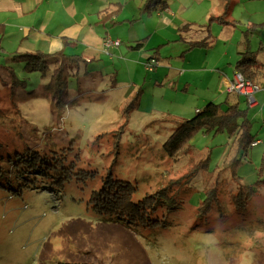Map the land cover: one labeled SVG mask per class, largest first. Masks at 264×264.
Returning a JSON list of instances; mask_svg holds the SVG:
<instances>
[{"label":"rangeland","instance_id":"374dc122","mask_svg":"<svg viewBox=\"0 0 264 264\" xmlns=\"http://www.w3.org/2000/svg\"><path fill=\"white\" fill-rule=\"evenodd\" d=\"M133 1L128 0L134 8ZM219 1L174 0L172 7L180 21L192 23V32L210 23V7ZM108 6L118 11L123 1ZM239 6L233 5V19H239ZM149 17L145 13L143 19ZM219 30L211 24L215 43L209 49L187 50L182 40L159 49L174 56V66L183 61L195 67L201 64L196 57L207 63L242 34L240 28L226 27L225 36H217ZM140 52L143 56L131 52L135 64L129 59V68L125 61L114 58L109 64L102 58L98 66L80 64L68 71L66 104L59 107L44 90L48 75L23 70L24 64H9L23 82L13 87L5 66L13 52L0 51V264H264V181L250 193L246 207L235 208L230 199L236 181L256 186L264 178L260 119L251 123L260 142L240 158L236 180L225 173L234 147L223 132L198 131L190 139L193 149L169 158L162 144L179 119L176 101L193 104L206 93L205 82L186 84L181 77L188 90L181 91V84L175 91L177 74L165 76V62L146 60L150 53ZM152 60L156 64L148 70L146 62ZM131 93L138 101L128 107ZM242 96L244 108L248 102ZM219 98L216 102L226 100ZM204 157L206 165H197ZM115 179L134 187V199L171 183L173 192L180 187L175 193L179 207L164 210L157 217L161 222L151 227L115 222L99 209L103 185ZM205 190L212 191L217 204L199 215Z\"/></svg>","mask_w":264,"mask_h":264},{"label":"crops","instance_id":"0c3cea01","mask_svg":"<svg viewBox=\"0 0 264 264\" xmlns=\"http://www.w3.org/2000/svg\"><path fill=\"white\" fill-rule=\"evenodd\" d=\"M122 1L121 10L115 11L114 7L108 6ZM146 1L134 0L133 8L128 0H0V51L4 53L38 49L44 52H55L72 48V52L80 54L86 60L84 67L87 63L98 66L95 62L97 60L105 62L102 58L111 60L109 64H114V58H116L117 61H125L129 68V59L135 64L131 52L138 50L140 56H143L142 51L140 52L143 50L150 53L145 55L146 60L155 57L159 60V64L166 63L162 66L166 69L165 76H169L170 73L177 74L176 84L172 87L175 91L182 84L178 80L181 77L185 78L186 84L195 80L205 82L204 92L206 93L197 95V100L193 104L185 105L183 99L176 101L178 109L175 114L179 119H174V122L191 117L204 104L210 101L216 102L220 95H225L228 102L239 104L240 94L228 91L226 85L231 82L236 72L235 63L240 57L244 39L243 30L246 27L252 26L255 29L249 35L250 50H256L260 45L264 47V0H220L218 4L210 7L208 21L210 16L221 15L229 1L230 5L225 18L230 23H221L214 19L210 23L200 24L202 30H192V32L189 31L191 22H187L186 19L180 21L177 18V12H174L172 7L174 0L171 3L162 0L150 8L146 7ZM236 3L240 5L239 19L232 18L233 15L237 16L233 9ZM145 13H149L150 16L146 18V21L143 19ZM212 23L220 25L217 36H225L226 27L240 28L242 34L235 35L239 38L237 44L226 45L221 52L212 55V59L207 63L196 57L201 62L200 65L188 67L180 61L174 66L172 63L174 56L167 53L165 49H162L164 52L159 49L174 40L184 41V46L187 48L188 42L203 38L209 42L208 46L192 47L187 50L209 49L215 43V36L210 32ZM183 26L186 28L180 30ZM202 33H204L203 36H201ZM108 38L119 39L120 42L118 45L107 47L105 41ZM186 48L182 52L186 51ZM172 49L174 50V47ZM180 56L179 59L184 60L186 54ZM258 57V60L264 63V53H260ZM111 73V77H115V71ZM154 75L159 76V72H155ZM142 80H145L144 76ZM114 81L111 83L113 86ZM257 84L259 87L254 92V104L251 106L247 104L244 108L248 109L247 114L250 113L251 123L255 119H260L262 125L259 130L264 132V75L257 80ZM132 86H135L134 82ZM140 88L141 86L137 87V89ZM180 89L188 90L184 84ZM134 94L131 93L127 100ZM199 100L202 102L200 106H198ZM194 104L198 106L195 109L192 108ZM183 111L191 114L183 117ZM259 130L255 133L256 136ZM256 136L255 141L258 144L260 139Z\"/></svg>","mask_w":264,"mask_h":264},{"label":"trees","instance_id":"16d2710c","mask_svg":"<svg viewBox=\"0 0 264 264\" xmlns=\"http://www.w3.org/2000/svg\"><path fill=\"white\" fill-rule=\"evenodd\" d=\"M160 1L162 0H147L145 4L147 8H150ZM229 5L228 1L223 13L217 16H210L209 21L216 19L221 23H230L225 18ZM185 28L186 26H183L180 30ZM254 30L252 26H248L243 30L242 50L240 51L239 59L235 63V71L244 78L257 83V80L264 75V63L257 58L260 53H264V47L260 45L258 49L250 50L248 44L249 35ZM208 45L209 42L204 38L188 42L189 48L206 47ZM51 58H54L56 62L51 64ZM85 63L86 60L77 53H66L62 49L55 52H44L37 49L33 51H14L5 66L10 75L9 81L13 87L21 85L23 82L17 77L13 67L9 64H24L23 70L38 71L41 76L48 75L44 90L49 97L56 100V104L60 107L66 104L62 96L67 87V72ZM127 101L129 103L128 107L134 106L138 101V94H134ZM128 107L126 106L123 109L124 113L129 112L127 110ZM198 131L204 134L223 132L231 139L234 155L229 161L230 172L227 171L225 173L230 174L232 180H236L239 175L236 170L241 163L239 160L241 157L248 155L249 147L256 139L255 133L251 131V121L247 117V109L240 108L237 102L231 103L227 100L218 103L210 101L204 104L191 117L174 122L172 133L162 144L165 154L169 158H174L182 151H186L189 148L193 149L190 139ZM206 163L207 157H204L197 162V165H203L204 167ZM258 181L260 182L255 184L256 186L235 182L237 185L236 190L231 193L230 198L235 208L247 206L250 193H253L262 185L264 178ZM170 184L160 187L155 192L146 194L142 198L134 199V187L125 181L115 179L110 185H103L100 191L101 201L99 209L113 221H120L128 226L151 227L158 225L161 221L157 217L161 214L163 215L164 210L179 207L180 197L178 195L176 197L175 193L178 192L180 187L173 192L170 190L172 188ZM216 204L212 191L207 192L205 190L203 198L197 204L200 211L198 214L206 213Z\"/></svg>","mask_w":264,"mask_h":264},{"label":"built area","instance_id":"2783aa9c","mask_svg":"<svg viewBox=\"0 0 264 264\" xmlns=\"http://www.w3.org/2000/svg\"><path fill=\"white\" fill-rule=\"evenodd\" d=\"M120 42L119 39H111L108 38L105 41V45L107 47L111 46V45H118ZM156 64V61H151V62H146V68L148 70H151L153 68V66ZM258 84L252 82L249 79L244 78L240 73L235 72L233 75V78L231 80V82L229 84L226 85V89L228 91H234L237 92L241 95H243L248 104L251 106L254 104L255 99H254V92L258 89ZM257 142H253L251 143V145H255Z\"/></svg>","mask_w":264,"mask_h":264}]
</instances>
